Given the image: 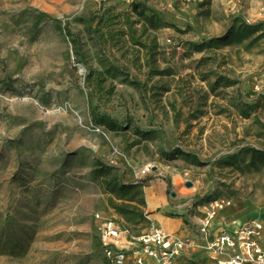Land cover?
Segmentation results:
<instances>
[{
    "label": "rangeland",
    "instance_id": "obj_1",
    "mask_svg": "<svg viewBox=\"0 0 264 264\" xmlns=\"http://www.w3.org/2000/svg\"><path fill=\"white\" fill-rule=\"evenodd\" d=\"M263 77L264 0H0V264H108L110 181L261 207Z\"/></svg>",
    "mask_w": 264,
    "mask_h": 264
},
{
    "label": "built area",
    "instance_id": "obj_2",
    "mask_svg": "<svg viewBox=\"0 0 264 264\" xmlns=\"http://www.w3.org/2000/svg\"><path fill=\"white\" fill-rule=\"evenodd\" d=\"M253 90L264 96L257 87ZM228 206L230 203L223 199L207 203L193 199L183 202L179 211L182 216L194 217L196 233L207 238L212 221ZM146 219V229L134 236L115 220L94 215L99 247L108 264H177L181 261L193 240L173 236L149 217ZM205 250V264H264V223L249 220L237 230L222 232L208 240Z\"/></svg>",
    "mask_w": 264,
    "mask_h": 264
},
{
    "label": "crops",
    "instance_id": "obj_3",
    "mask_svg": "<svg viewBox=\"0 0 264 264\" xmlns=\"http://www.w3.org/2000/svg\"><path fill=\"white\" fill-rule=\"evenodd\" d=\"M180 182L181 178L178 174L171 176L169 186L171 189L169 191V196L171 199H174V201L168 200V185L163 179H157L151 183L149 182L143 190L145 198V213L147 214V217L155 221L167 233L179 238H189L193 240V245L184 252L182 257L183 260L197 263L205 262L207 255L205 247L209 239L220 235L222 232L237 230L249 220L264 223L263 201L261 207L251 210L230 204V206L220 211L212 221L208 230L207 238L201 237L195 231V218L178 214L179 207L185 201L197 199L195 194L198 192L202 194L210 193V191L214 189L215 183L214 181L207 179L196 188H185L187 182L183 181L181 183L185 188L183 189L180 186Z\"/></svg>",
    "mask_w": 264,
    "mask_h": 264
},
{
    "label": "trees",
    "instance_id": "obj_4",
    "mask_svg": "<svg viewBox=\"0 0 264 264\" xmlns=\"http://www.w3.org/2000/svg\"><path fill=\"white\" fill-rule=\"evenodd\" d=\"M134 5L137 6V4H134ZM65 31L67 32L68 37H73V35L71 33H69L68 30H65ZM70 42L73 45L75 44L73 39H71ZM245 85L249 86L248 83ZM250 88H251V91L253 92V88L252 87H250ZM257 95H259V94H257ZM256 98L251 97V99H250L251 102H254L256 100ZM91 113L93 115V118H96L101 123V125L105 126L109 131H115V129L117 128V124L114 123L113 121H111L107 118L98 117V115L95 114L93 111H91ZM96 172L98 173V178H104L107 174L100 168L95 169L94 173H96ZM104 184H105L104 186H105L107 192L116 201L119 202V203H116V202H113L112 200L109 201L111 208L114 210V212L118 216L122 217L124 220H132V219H137V218L143 219V213L139 209V207H145V202L142 199V197L139 200L138 207L130 205V203L134 202L135 198H137L138 196H141V191H140L141 184L140 183L129 184V185H122V184L118 185V184H116V181H110L109 183H104ZM123 227L128 229L129 232L131 233V235H134V236H139L143 232V231L142 232L141 231L140 232H134L133 230L129 229L126 226H123ZM199 264H205V262H201Z\"/></svg>",
    "mask_w": 264,
    "mask_h": 264
},
{
    "label": "water",
    "instance_id": "obj_5",
    "mask_svg": "<svg viewBox=\"0 0 264 264\" xmlns=\"http://www.w3.org/2000/svg\"><path fill=\"white\" fill-rule=\"evenodd\" d=\"M186 187H190V184H186Z\"/></svg>",
    "mask_w": 264,
    "mask_h": 264
}]
</instances>
